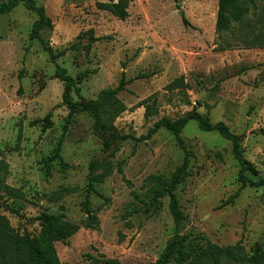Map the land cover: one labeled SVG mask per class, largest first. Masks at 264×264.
I'll return each mask as SVG.
<instances>
[{
	"label": "rangeland",
	"instance_id": "374dc122",
	"mask_svg": "<svg viewBox=\"0 0 264 264\" xmlns=\"http://www.w3.org/2000/svg\"><path fill=\"white\" fill-rule=\"evenodd\" d=\"M34 1L52 21L41 38L55 53L65 50L56 63L75 79L89 72L78 94L72 93L74 101L94 100L124 77L117 98L125 110L113 131L128 137L106 144L93 132L91 116L62 104L55 65L29 38L34 13L20 3L0 15V159L8 165L5 184L24 195L14 201L23 216L2 211L14 229L37 232L46 210L80 223L92 183L96 193H89V201L99 226L55 243L60 263L91 264L92 255L119 264H155L173 222L168 199H154L159 187L146 179L168 180L184 151L165 129L146 136L160 118L176 119L194 109L239 136L243 156L264 177V83L258 81L264 47L216 50L218 0H132L124 21L97 7L108 0ZM88 33L97 40L91 42ZM178 78L185 88L171 86ZM181 138L190 153L176 190L184 215L181 233L202 234L219 246L240 242L249 255L264 251V187L241 185L231 144L217 133L200 131L190 121ZM58 144L61 159L55 157Z\"/></svg>",
	"mask_w": 264,
	"mask_h": 264
},
{
	"label": "trees",
	"instance_id": "16d2710c",
	"mask_svg": "<svg viewBox=\"0 0 264 264\" xmlns=\"http://www.w3.org/2000/svg\"><path fill=\"white\" fill-rule=\"evenodd\" d=\"M174 1L177 2V0ZM131 2L132 0H108L98 3L97 7L109 12L116 19L124 21L129 16L128 6ZM20 3L36 16L29 38L39 42L42 50L48 55L49 61L55 65L54 77L63 84L62 104L72 112L81 111L91 116L93 132L104 138L106 144L125 140L127 135H117L113 131L115 119L125 110L124 105L117 98L118 93L125 87L124 77H121L116 88L100 91L94 100L74 101L72 93L78 94L77 85L89 72L85 71L75 79L56 63V60L65 54V50L55 53L53 48L41 38L40 31L51 28L52 21L46 15L44 7L37 5L34 0H6L0 3V15L10 13ZM177 8L179 9V5ZM179 14L183 25L189 26L184 13L180 11ZM215 33L220 40L217 51L234 48L262 49L264 47V0H218ZM88 37L91 42L97 40L89 33ZM258 81L264 83V70L259 74ZM171 86L186 87L182 78L176 79ZM50 116L51 113H48L44 121H47ZM190 121H194L200 131L217 133L230 142L231 153L239 167L237 179L242 186L255 189L264 187V177L257 176L254 167L243 156L240 137L232 133L223 122L211 123L207 116L195 109L176 119L163 117L157 120L148 130L146 137H150L159 129L171 132L176 144L184 151V157L168 180L159 175H152L146 179L147 183L159 187L154 192V199H168V209L173 222V234L155 264H264V251L249 255L240 242L219 246L202 234L181 233L184 215L178 203L176 190L186 176L189 166L190 153L183 145L181 131ZM59 152L58 144L55 157L61 159ZM215 156L221 157L219 153ZM7 171L8 165L0 159V264H61L55 243H68L81 228L97 229L99 226L97 210L90 207L89 201V193H96L93 184L88 185L86 196L81 203L85 217L80 223L67 220L63 213H51L46 210L41 212L38 218L37 232L27 230L21 232L14 229L7 217L2 214L4 211L16 217L24 215L22 208L14 203L15 200L23 198V192L5 184L4 177ZM134 197L137 198L138 195L134 194ZM108 202L109 198H104V203ZM128 217L129 214L124 216L126 223H128ZM87 257L91 264H119L117 259L92 255Z\"/></svg>",
	"mask_w": 264,
	"mask_h": 264
}]
</instances>
